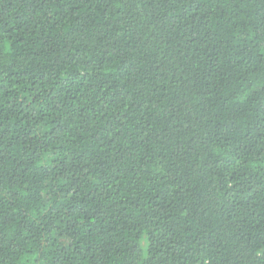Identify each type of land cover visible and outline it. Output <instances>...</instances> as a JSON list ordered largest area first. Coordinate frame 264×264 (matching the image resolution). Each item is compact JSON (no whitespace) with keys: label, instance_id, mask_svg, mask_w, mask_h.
<instances>
[{"label":"trees","instance_id":"1","mask_svg":"<svg viewBox=\"0 0 264 264\" xmlns=\"http://www.w3.org/2000/svg\"><path fill=\"white\" fill-rule=\"evenodd\" d=\"M0 264H264V0H0Z\"/></svg>","mask_w":264,"mask_h":264}]
</instances>
